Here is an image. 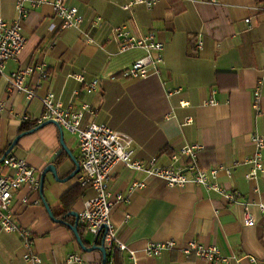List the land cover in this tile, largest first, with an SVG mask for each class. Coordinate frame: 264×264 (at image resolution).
<instances>
[{"label":"crops","instance_id":"crops-1","mask_svg":"<svg viewBox=\"0 0 264 264\" xmlns=\"http://www.w3.org/2000/svg\"><path fill=\"white\" fill-rule=\"evenodd\" d=\"M53 1L29 9L22 22L26 46L6 68V74L24 66L44 68L46 76L36 69L27 79L37 96L13 91L8 80L0 78V151L6 152L22 125L31 127L24 131L39 125L35 121L44 112L41 97L48 92L75 110L89 104L95 113H85L83 125L99 121L130 135L135 158L142 161L157 157V163L166 166L182 146L202 144L199 164L229 167V174L219 172L218 181L235 200L194 183L172 188L117 162L108 189L113 197H124L115 202L111 215L119 239L136 254L135 264H207L178 249L159 256L144 253L148 242L167 239L215 244L228 258L219 264H264V212L258 206L264 202V171L248 177L253 167L249 159L256 151L252 135L264 137V84L258 109L253 106L254 90L264 77V0H147L150 6L136 3L128 10L124 5L132 0H66L84 17L81 27L68 29L55 16ZM16 2L0 0V16L13 21ZM123 24L138 36L152 30L163 42L165 62L159 74L137 79L122 75L144 54L141 49L119 51L112 30ZM76 73L86 80L98 78L100 87L86 92L84 83L71 77ZM24 115L31 119L24 120ZM68 150L80 161L78 136L65 129L61 134L55 123L19 138L10 153L25 159L38 177L48 164H55L60 179L48 171L42 194L40 185L18 189L12 212L33 232L42 264H69L67 255L75 252L82 257L80 264H101L102 252L84 250L68 225L75 222L70 212L80 214L94 194L78 182L77 174L66 178L76 166ZM185 162L183 157L179 164ZM141 181L144 187L131 190L133 182ZM68 191L75 194L63 199ZM45 201L64 221L52 218ZM249 202L256 223L246 226L244 205ZM88 233L80 232L86 247L101 244V237L89 239ZM25 251L19 231L0 229V264H29ZM119 261L133 264L128 251L120 252Z\"/></svg>","mask_w":264,"mask_h":264},{"label":"built area","instance_id":"built-area-1","mask_svg":"<svg viewBox=\"0 0 264 264\" xmlns=\"http://www.w3.org/2000/svg\"><path fill=\"white\" fill-rule=\"evenodd\" d=\"M216 2V0H207ZM49 2V0H17V17L13 21H8L0 16V78L5 77L11 90L24 92L28 98L37 96L36 91L27 84L28 77L39 69L43 76L47 75L42 67L24 66L16 71L6 74L7 63L17 59L23 52L27 38L23 33L22 22L27 17L30 8L38 7ZM145 2L149 6L152 4L147 0H132L125 9H130L133 4ZM52 3L55 16L61 19V27H81L84 17L79 12L78 7L70 5L66 0H55ZM247 22L250 19H246ZM97 23L94 21L91 26ZM113 38L118 44L120 52H127L132 49H141L144 54L135 59L130 66L122 70V75L128 78H144L152 74H159L165 62L164 44L157 38L154 31H149L145 35H135L126 25L115 26L112 30ZM86 39L91 41L89 31L85 32ZM200 45V44H199ZM78 82L84 83L86 92L91 93L100 87L97 78L86 80L84 74L76 73L71 75ZM264 84L262 77L253 93V106L258 109L261 98V89ZM44 112L36 122L38 124L48 119H54L63 129L76 134L80 148V171L77 173L78 182L83 186H89L94 194L85 200L84 208L79 214V222L85 232H89L95 237H104V246L107 251L105 264H117L115 254L119 251H128L129 257L135 264L136 254L118 237V227L111 221L112 210L115 202L124 200L118 194L113 197L108 189V183L112 176L113 167L117 162L124 163L125 166L141 171L148 176H155L162 179L167 186L172 188H183L189 183L202 185L207 189L223 193L230 201L235 200V195L218 181L221 170L230 173L229 167L213 165L202 167L198 162V156L203 148L202 144H187L182 146L177 152H173L172 163L166 166L157 163V157H152L148 161L135 158L134 139L119 130H116L105 123L96 121L83 125L85 113H95L87 103L81 109L75 110L71 106H65L55 93L48 92L41 97ZM209 103L215 104V100ZM24 120L31 119L24 115ZM252 142L256 147L254 155L249 159L253 164L248 177L255 178L264 171V137L254 133ZM185 157L187 162L179 164ZM3 168L9 170L4 172ZM26 184H32L35 189L40 185V177L36 174L34 167L19 158L13 153H9L0 162V229L5 231H19L26 247L24 260L29 264H42L40 255L35 250V238L29 227H23L12 212V199L14 193ZM144 182H133L131 190L144 187ZM26 201V200H25ZM251 203H245L243 223L250 226L256 223L255 215L250 212ZM260 210L264 212V202L258 204ZM178 249L187 256L194 255L207 262V264H219L224 257L218 246L215 244H204L197 240H189L185 243L175 239L163 241H150L147 243L144 253L148 256H159L165 250ZM109 254V256H108ZM66 262L69 264H80L82 257L79 252L67 255ZM253 261L255 258H252Z\"/></svg>","mask_w":264,"mask_h":264},{"label":"water","instance_id":"water-1","mask_svg":"<svg viewBox=\"0 0 264 264\" xmlns=\"http://www.w3.org/2000/svg\"><path fill=\"white\" fill-rule=\"evenodd\" d=\"M48 123H55V124H57L58 126H59V129H60V132H61V134H63V128H62V126L59 124V122H57L56 120H54V119H48V120H46L45 122H42V123H40L38 126H36L35 128H33V129H31V130H29V131H24V132H21L19 135H17L16 136V138L10 143V145H9V147L6 149V152H4L3 153V155L0 157V162H2L3 160H4V158L12 151V149L14 148V146L17 144V142H18V140H19V138L21 137V136H23L24 134H26V133H29V132H32V131H34L35 129H37V128H39V127H41V126H44V125H46V124H48ZM63 142V141H62ZM66 147V146H65ZM67 149V148H66ZM69 151V150H68ZM69 154L71 155V157L73 158V162H75V169H74V171H72L69 175H67V179L68 178H71V177H73L74 175H76L79 171H80V162H78L79 160H77L74 156H73V154L69 151ZM48 171H50V172H52L53 173V175L55 176V178L56 179H60V176L58 175V171H57V167H56V165L55 164H53V163H51V164H48L44 169H43V171H42V174H41V180H40V192H41V194H42V192H43V187H44V177H45V175H46V173L48 172ZM45 205H46V207H47V209H48V212H49V214L52 216V218H54L55 220H58V221H64V219H63V217L61 218V219H57L55 216H54V214H53V212H52V210L50 209V207H49V204L45 201ZM70 214L71 215H73V216H75V222L74 223H68V225L72 228V230L75 232V234H76V237H77V239H78V241L77 242H79V244L81 245V247L84 249V250H87V251H91V250H93V249H99L101 252H102V254H103V260H102V263L101 264H105V262H106V258H107V251H106V248H105V246H104V237L102 236L101 237V244H94V245H92L91 247H86L85 246V244H84V240H83V237H82V235L80 234V232H79V213L78 212H76V211H71L70 212ZM98 238H99V236H97L96 237V240H98Z\"/></svg>","mask_w":264,"mask_h":264},{"label":"trees","instance_id":"trees-1","mask_svg":"<svg viewBox=\"0 0 264 264\" xmlns=\"http://www.w3.org/2000/svg\"><path fill=\"white\" fill-rule=\"evenodd\" d=\"M35 124H38V123L35 121ZM30 128H31L30 126H28L27 124H24V125H22V127L20 128V131L23 132L24 130H27V129H30ZM3 153H4V152H1V151H0V157L2 156ZM82 187H83V186H82ZM72 192H73V191H68L66 194H64L63 199H67L68 197H70V196H72L73 194H75V193L72 194ZM78 229L80 230L81 233L84 231V228H83L82 225H80ZM120 252H121V251L118 250V251L116 252V254H115L116 262H117L118 264H122L121 261H119V258H120ZM108 256H109V254H108Z\"/></svg>","mask_w":264,"mask_h":264},{"label":"rangeland","instance_id":"rangeland-1","mask_svg":"<svg viewBox=\"0 0 264 264\" xmlns=\"http://www.w3.org/2000/svg\"><path fill=\"white\" fill-rule=\"evenodd\" d=\"M88 237H89V239H90V237H92V234L91 233H88V235H87Z\"/></svg>","mask_w":264,"mask_h":264}]
</instances>
